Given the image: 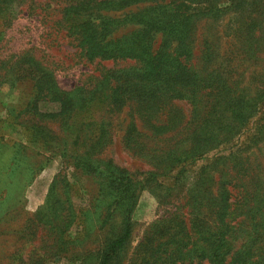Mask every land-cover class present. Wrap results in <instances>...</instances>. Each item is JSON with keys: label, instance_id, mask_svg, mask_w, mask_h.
Returning a JSON list of instances; mask_svg holds the SVG:
<instances>
[{"label": "rangeland", "instance_id": "rangeland-1", "mask_svg": "<svg viewBox=\"0 0 264 264\" xmlns=\"http://www.w3.org/2000/svg\"><path fill=\"white\" fill-rule=\"evenodd\" d=\"M69 1L0 2L14 9L11 19L0 20V187L4 189L0 193V264H99L102 250L119 234L123 219L129 221V237L109 264H154L146 251L151 238L160 243L161 264H170L176 237L170 239L169 234L191 227L195 218L208 223L215 219L208 199L211 194L217 198L220 179L226 182L228 202L253 190L264 192V127L258 133L256 129L264 119V0H184L183 17L189 26L187 66L203 75L214 69L228 88L243 95V102L256 104L230 143L166 169L161 161L170 149L191 145L195 121L189 98L168 95L161 102L150 101L158 104L154 112H139L142 101L137 96L114 111L99 107L97 111L110 125L106 143L96 152L128 171L134 193L128 190L122 200L99 196L100 177L76 165L74 135L80 131L83 138L84 130H97L95 120L73 118L64 125L58 117L47 115L57 112L59 105L43 101L36 103L38 112L29 110L33 83L15 78L18 58L24 55L51 69L64 89L90 86L106 68L138 64L134 59L83 56L61 23L62 9ZM171 2L140 0L120 10L101 11L99 16L112 20L113 37L125 36L133 46L152 38L150 51L158 49L166 62L174 56L178 38L147 32L142 24L122 17L154 5L170 19L175 15ZM130 123H134L132 129ZM31 124L25 137L22 126ZM237 147L243 154L244 174L205 166L218 156L226 158ZM199 172L200 195L192 187ZM12 183L18 185L9 189ZM195 199H200L198 205ZM159 223L165 227L155 228ZM159 228L169 233L159 237L155 234ZM179 263L189 264L188 260L173 264Z\"/></svg>", "mask_w": 264, "mask_h": 264}, {"label": "trees", "instance_id": "trees-1", "mask_svg": "<svg viewBox=\"0 0 264 264\" xmlns=\"http://www.w3.org/2000/svg\"><path fill=\"white\" fill-rule=\"evenodd\" d=\"M11 1L0 0L3 3ZM15 1L19 2V0ZM139 1L70 0L63 7L61 15V23L67 36L72 38L71 40L79 48L80 53L88 60L96 58L113 61L134 59L138 64L120 67L119 70H115L114 67L106 68L95 78L94 84L74 86L71 89L59 87L53 71L32 56L24 55L18 58L16 64L19 74H16L15 78H26L33 83L31 99L34 101L30 99L27 103L29 110L38 112L36 103L43 101L59 105L57 112H49L47 115L52 118L58 117L64 125L73 118H93L95 120L97 130H84L83 138L80 131L74 135V159H77L76 165H81L90 170L93 175L97 174L100 177L99 196L109 197V199L113 197L114 200L125 199L128 190L132 191L130 177L125 168L115 165L110 159L104 160L98 157L96 151L106 143L110 125L105 116L97 111L99 107H106V111H114L137 96L138 101H142L138 107L139 112H154L153 106L158 104L151 105L150 101L156 103L160 100L161 102V98L168 95L189 98L193 104L192 116L195 121V128L189 137L191 145L184 150L170 149L165 157L161 156L164 158L161 162L166 165L165 168L172 169L181 161L188 158L195 161L219 145L230 143L240 127L253 114L256 105L249 101L248 105L243 102V95L236 94L228 88L225 81L215 74L214 69L203 75L200 70L187 66L189 44L186 39L189 26L185 22L186 18L183 17L186 16L183 12L184 0L171 2L174 5L175 15L170 19L168 16H163L161 11H157L156 8L159 6L154 5L122 17H126L128 22L142 24L147 32H161L165 37L172 35L178 38L174 56L166 62V59L163 60V57L158 54V49L155 53L150 51L149 42L152 38L147 40L148 43L140 41L135 44L136 47L129 43L125 36L113 37L109 30L112 20L99 16V12L120 10ZM150 1L155 2V0ZM13 11L10 3L0 5V20L7 22L14 16ZM165 40L168 44L171 42V39ZM146 100L149 102L143 103ZM246 106L249 107L248 110ZM40 115L43 116L44 113ZM33 126L34 124L22 126L26 133L25 137L29 136V129ZM129 127L132 129L134 123H130ZM263 127L264 119L258 122L257 133ZM81 148L85 150L78 153V149ZM223 157L225 156H218L205 166H221L222 171L239 175L246 172V168L243 167V154L239 147L232 150L226 158ZM201 175L202 173L199 172L192 183L193 191L199 195L203 184L202 181L199 182ZM13 185L18 184H9V189ZM225 186L226 182L220 179L217 198L211 194L208 199V206L211 207L212 212L215 209V219L212 222L208 223L202 218H195L191 227L184 226L176 230L177 234H169L170 239L176 237L174 247L170 250L175 258L171 256L173 262L170 260V264L186 260L189 264H202L203 262L207 264H264V245L262 244L264 192L260 194L257 190H253L232 203L228 202L229 192ZM1 190H4L3 187L2 189L0 187V193ZM204 190L212 193L207 186ZM195 200L198 205L200 199ZM237 218H240V221L236 220ZM157 226L165 227L164 223L155 225V228ZM129 233V221L123 219L119 234L102 250L99 264L110 263L113 255L123 247ZM168 233L163 228L155 230V234L159 237ZM179 234L182 235L179 236ZM147 245L149 262L161 264L160 243H154L151 238L147 240Z\"/></svg>", "mask_w": 264, "mask_h": 264}]
</instances>
